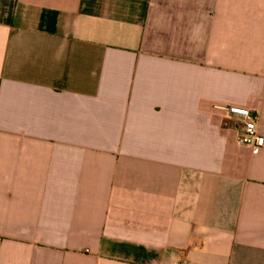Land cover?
Segmentation results:
<instances>
[{
	"label": "crops",
	"instance_id": "1",
	"mask_svg": "<svg viewBox=\"0 0 264 264\" xmlns=\"http://www.w3.org/2000/svg\"><path fill=\"white\" fill-rule=\"evenodd\" d=\"M264 0H0V264H264Z\"/></svg>",
	"mask_w": 264,
	"mask_h": 264
},
{
	"label": "built area",
	"instance_id": "2",
	"mask_svg": "<svg viewBox=\"0 0 264 264\" xmlns=\"http://www.w3.org/2000/svg\"><path fill=\"white\" fill-rule=\"evenodd\" d=\"M227 115L239 123L238 141L252 154H258L264 147V137L258 131V115L244 107L229 105L221 108ZM174 264H187L175 262Z\"/></svg>",
	"mask_w": 264,
	"mask_h": 264
}]
</instances>
